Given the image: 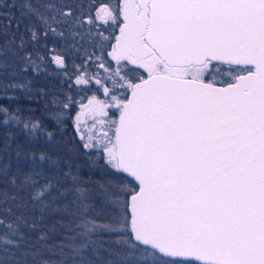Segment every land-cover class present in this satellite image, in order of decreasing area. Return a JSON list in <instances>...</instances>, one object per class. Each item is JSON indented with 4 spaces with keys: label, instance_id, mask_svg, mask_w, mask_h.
<instances>
[{
    "label": "snow or ice",
    "instance_id": "6c2138e0",
    "mask_svg": "<svg viewBox=\"0 0 264 264\" xmlns=\"http://www.w3.org/2000/svg\"><path fill=\"white\" fill-rule=\"evenodd\" d=\"M0 8V99L42 97L64 123L77 101L39 85L49 36L87 41L72 75L105 97L79 102L89 135L64 146L83 166L32 147L56 143L34 109L0 104V264H264V0ZM51 62L68 72L63 54Z\"/></svg>",
    "mask_w": 264,
    "mask_h": 264
},
{
    "label": "trees",
    "instance_id": "16d2710c",
    "mask_svg": "<svg viewBox=\"0 0 264 264\" xmlns=\"http://www.w3.org/2000/svg\"><path fill=\"white\" fill-rule=\"evenodd\" d=\"M114 1V0H113ZM3 3H12L13 0H0ZM64 3H72L73 0H62ZM85 2H89V0H85ZM94 2L104 3L107 0H94ZM8 11L7 9L0 8V12ZM98 27L101 28V25L98 22ZM46 45V47L39 48V51L45 58L49 61L48 68L52 71V75L42 74L38 77L39 85L48 89L49 91L55 92L57 94H64L68 96L67 87L71 85L74 86L73 79L75 76L72 75V68L73 66H79L83 63L82 57L87 59L85 55V48L87 52L90 54L92 52V48L88 45L87 41H79L78 39L74 42L71 37L68 38V41L65 42L64 40H60L56 37L49 36L46 41L42 42ZM51 50V51H50ZM54 54H63V56L67 60L68 65V72L66 74H59L58 70L54 63L51 62V57ZM106 55V54H105ZM96 70L95 66L91 70ZM102 70H100V74ZM71 76V79H69ZM67 77V78H66ZM63 81V83H61ZM96 87L94 85H90ZM82 87V86H80ZM8 95L14 97V99H0V104L7 105L9 108H15L17 106L23 109H34V114L37 117H40L45 125L49 129L55 130L56 135V143L52 145H47L44 143L43 139L38 141L36 144H33L32 147L34 148H46L47 150L51 151L54 155H59L65 159H70L74 157V153H65L64 146H69L75 149L77 146L81 144V142L75 137L73 129H72V116L74 113L73 105L70 106L69 109H66L64 112L63 120L64 123L60 126H56L54 121L48 116L47 113L43 111L45 106V100L42 97H34L32 100H28L24 97L23 93L18 92L17 90L9 89ZM71 96V95H69ZM73 97V96H71ZM75 99V98H74ZM10 133L14 134L15 142L10 145L11 148L14 149L15 143H20L25 141V137L23 132L12 126L7 129ZM4 129H0V133H2ZM3 137L0 135V141H2ZM81 151H84L81 149ZM93 158L96 157V151L94 149L87 150ZM5 159H10V162L15 163V153L14 151L9 152L7 156L4 157ZM87 157L79 155L78 158H73V163H78L80 165H84L85 160ZM103 161H101L102 163ZM81 171L83 173H88L89 169L87 167H81Z\"/></svg>",
    "mask_w": 264,
    "mask_h": 264
},
{
    "label": "rangeland",
    "instance_id": "374dc122",
    "mask_svg": "<svg viewBox=\"0 0 264 264\" xmlns=\"http://www.w3.org/2000/svg\"><path fill=\"white\" fill-rule=\"evenodd\" d=\"M103 23V22H102ZM101 23V25H102ZM105 24L102 25V29L103 30V26ZM105 35L106 34V31L104 33ZM91 71H95L94 69L91 70ZM91 71L89 74H91ZM100 74V73H99ZM103 74V70H102V73L101 75ZM146 75V74H145ZM67 78V77H66ZM72 82H74V86L75 87H72V91L71 93H68L67 95H71L75 98V100L77 101V103L73 104V107H74V113H73V116H72V129H73V132H74V135L75 137L81 142L82 144V141H81V134H83L84 138L86 139L87 136L89 135V129L91 128V125H92V120L90 118H87V117H84L82 118L83 122L81 123L80 127H79V130H77V127H76V122H75V118H76V115L77 113L80 111V104L79 102L82 101L84 104H87L88 102V98L90 96H92L94 93H96V89H97V86L95 85L94 81L89 84V85H81L82 87L80 86H77L75 84V79L72 80ZM90 85H94L96 87H93V86H90ZM69 87H67L68 89ZM98 95V98L100 99H104L105 97L103 96V92L102 90L99 91L98 93H96ZM95 150V149H94Z\"/></svg>",
    "mask_w": 264,
    "mask_h": 264
},
{
    "label": "flooded vegetation",
    "instance_id": "af4514ba",
    "mask_svg": "<svg viewBox=\"0 0 264 264\" xmlns=\"http://www.w3.org/2000/svg\"><path fill=\"white\" fill-rule=\"evenodd\" d=\"M113 2H115V0ZM101 23L102 22H99L100 25H101ZM102 25H103V23H102ZM102 25H101V29H102ZM103 28L104 29H107V31H106V34L107 35H108L109 32H112V33H117L118 32V29H116V28H109L108 25H104Z\"/></svg>",
    "mask_w": 264,
    "mask_h": 264
},
{
    "label": "water",
    "instance_id": "95a60500",
    "mask_svg": "<svg viewBox=\"0 0 264 264\" xmlns=\"http://www.w3.org/2000/svg\"><path fill=\"white\" fill-rule=\"evenodd\" d=\"M118 33V32H117Z\"/></svg>",
    "mask_w": 264,
    "mask_h": 264
}]
</instances>
